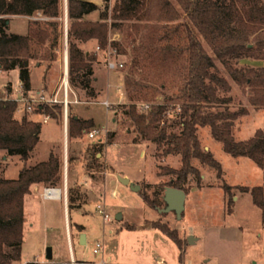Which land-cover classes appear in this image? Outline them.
<instances>
[{"label": "trees", "instance_id": "obj_1", "mask_svg": "<svg viewBox=\"0 0 264 264\" xmlns=\"http://www.w3.org/2000/svg\"><path fill=\"white\" fill-rule=\"evenodd\" d=\"M103 2L101 19L90 20L84 15L100 9L97 3L92 0H67L71 81L89 96H94L96 92L92 84L93 70L86 60L90 55L77 45V41L95 39L101 48L105 47L109 27L106 18L109 14L114 20L111 26L119 25L118 20H151L149 0H115L112 6H109L110 0ZM62 4L63 0H0V67L7 71L18 70L23 94L32 89L31 59L38 56L41 60L51 58L52 46L59 43L63 33ZM163 5L165 12L159 17L162 25L158 31L147 24L146 36L133 44L131 65L124 75L123 84L126 90L136 92L135 99L128 103L118 102L112 107L113 121L127 123V131L133 133L132 140H149L165 155H180L179 167H163L161 170L163 174H171L168 181L159 183L152 194L140 191L143 200L155 208L164 204L162 191L166 185L187 191L189 175H195L199 180L201 173L193 158L216 167L218 175H221V163L201 145L197 134L200 126H209L212 135L222 142L230 154L249 156L264 168V130L258 128L246 140L234 137V121L247 109L232 110L229 107L231 97L220 95V89L228 91L231 85L219 73L217 65V61L222 63L239 85L250 89L248 99L252 104L264 106V66L239 64L244 58L256 57L258 51L264 52V37L257 35L258 30H264V2L163 0ZM109 9L111 11L108 13ZM12 14L33 16L28 32L9 30V15ZM133 25L137 27L136 30L141 27L140 23ZM32 38L40 44L35 51L30 49ZM47 40H50L49 46ZM112 44L121 48L118 41L112 40ZM173 57L186 60L184 69L170 70L166 61ZM162 71H166L164 77L160 75ZM12 92L13 83L8 79L0 89V148L8 154L19 155L27 162L40 139L42 123L27 115L21 118L15 116L18 102ZM160 94L163 100L155 101V96ZM171 101L176 103L172 106ZM69 106L68 103V109ZM55 107L63 111L62 104L46 105L44 111L55 117ZM67 120L70 137H79L83 129L95 125L92 118L76 117L75 114L69 116V112ZM114 135L115 130H110L106 142H113ZM103 146V141L92 143L94 160L87 163V169H97L96 155ZM62 176V159L51 150L47 159L30 165L25 163L17 177H0V264H15L21 258L24 199L31 191V185L41 182L46 186H57ZM232 186L223 184L229 193L230 210L234 202ZM239 186L251 191L253 202L262 209L264 220L263 186ZM76 191L74 187L69 188L70 200L75 199ZM125 226L129 229L158 228L178 245L179 260H184L186 241L167 223L145 218L142 223L126 222Z\"/></svg>", "mask_w": 264, "mask_h": 264}, {"label": "rangeland", "instance_id": "obj_2", "mask_svg": "<svg viewBox=\"0 0 264 264\" xmlns=\"http://www.w3.org/2000/svg\"><path fill=\"white\" fill-rule=\"evenodd\" d=\"M115 0H110V5ZM264 2V0H261ZM63 8L67 6V0H63ZM104 8L102 2L100 9L92 11L84 15L86 19L99 20L100 10ZM110 8V7H109ZM149 17L151 20L144 19L136 20H118L119 25H110L112 16L106 18L109 23L108 27V41L105 47H100L97 40L89 39L87 41H77V45L90 56L86 58L93 70L92 84L95 88V95L89 96L86 92L76 87L71 81V58L70 46L68 37V20L64 14L62 28L63 33L59 39L58 45L52 46L53 56L41 60L39 56L31 59V74L34 84L45 82L47 80L48 87L51 89L61 85L62 77L65 71V55H67V72L69 78V94L70 100L69 109L67 106V113L69 116L75 113L80 114V117L92 118L95 122L94 126L82 130V135L77 138L82 149L89 153L90 160L93 159L91 145L95 141H103L104 146L101 150L102 155H96V168L94 175L101 176L105 168V161L112 166L113 169L118 170L119 173L128 174L131 177H142L144 181L141 183L139 190H133L134 195L142 198L140 191H146L152 194L158 187L159 183L169 180L170 173H162L163 167H179V154H163L162 149L154 142L149 140L134 141L132 140L133 133L127 131V123L121 121L114 122L112 119V107L118 102H132L136 97V92L131 89H125L124 84L121 86L123 96L118 90L121 81L120 72L124 75L127 73L131 65V57L133 54V47L135 43L141 41V37L146 36L148 25L158 29L162 25V20L159 18L165 12L163 0H149L148 4ZM111 10L109 9L108 13ZM65 12V11H64ZM30 19L33 16L25 15H9V30L20 33L28 32ZM61 22V20H60ZM133 23H140L141 27L137 29ZM257 35L264 37V30H258ZM254 34V33H253ZM143 35V36H142ZM112 40L118 41L121 48L114 46ZM46 43L50 45V40ZM113 46V47H112ZM40 48L33 38L30 41V49L35 51ZM111 62V65L109 64ZM170 70L184 69L186 60L180 58L167 59ZM122 63V65H120ZM249 64L255 67L264 66V52L258 51V55L244 58L239 64ZM40 65V67L38 66ZM220 68L219 73L227 78L230 82L231 88L228 91L220 89V95L230 96L231 101L229 107L232 110H238L242 107L247 109V112L239 115L233 125V135L237 140H246L250 138L258 128L264 130V106H256L248 99V94L251 92L248 87L239 85L227 72L226 68L217 61ZM117 72V73H116ZM111 75V77L109 76ZM166 71H162L163 77ZM96 76V78H95ZM12 80L13 92L12 96L19 99L22 95L18 86V70L11 71L4 70L0 67V83L2 85ZM43 80V81H42ZM40 86V84H39ZM55 89V90H56ZM54 90V91H55ZM51 92V90H50ZM39 93V92H37ZM48 93V92H47ZM133 93V95H132ZM52 94V93H51ZM62 92H60V95ZM120 98V100H119ZM163 95L155 96L154 100H163ZM78 100V101H77ZM108 100L111 104L107 107L104 101ZM176 103L171 101L170 104ZM60 104V103H56ZM22 103L19 102V108L16 109V117L21 118L26 115L22 111ZM55 119L60 122L57 123L55 119L43 123L42 115L32 114L27 115L29 118L42 122V135L40 141L37 143L34 154L27 160V165L36 161V157L46 158L48 148L51 143L56 142L54 151L62 157V137L64 138L61 129L66 125L68 134H70L69 123L66 117L63 119L64 111L57 107L53 109ZM66 122V124H65ZM96 128L97 133L94 137H89L88 132ZM176 128V127H175ZM115 130L114 141L106 142L110 130ZM201 145L205 150H210L214 157L221 163L222 173L219 176L216 167L206 164L198 158H193V163L198 167L201 176L199 180L195 175H189L187 180V197L186 208L182 212L181 217H177L173 211L161 212L154 206L147 203V216L149 219H160L167 223L171 228L177 230L178 235L186 241L185 245V264H264V220L262 209L253 202L251 191H245L239 185H247L253 187L262 185L264 189V168L259 166L252 158L246 155L234 156L227 152L221 141L217 140L211 132L209 126H200L197 130ZM54 140V141H53ZM69 140H72L69 135ZM58 142V143H57ZM80 146V147H81ZM87 150V151H86ZM100 156L101 159L99 158ZM1 160V157H0ZM5 164L0 161V177L13 178L18 176V170L25 165L24 160L17 154L4 160ZM5 166V167H4ZM4 167V168H3ZM92 169V168H91ZM162 173V174H161ZM200 183H198V181ZM60 180L59 184L61 185ZM79 181L84 188H88L87 202L84 203L86 208L92 212L88 213L93 216L94 224L90 229V236L88 241L82 245L74 242L76 258L97 260L99 255L95 254L92 249L96 239L106 242V248L109 250L111 245V237L113 234L108 232L110 227L117 225L114 209L106 207L102 198V183L92 181L88 178L84 171L81 172ZM147 183L151 185L147 186ZM227 183L232 186L233 204L232 210L229 209L228 199L229 193L224 189L223 184ZM94 185V187H92ZM198 189L191 191V186ZM94 188V189H90ZM102 188V189H101ZM164 191V190H163ZM162 191V192H163ZM164 201V200H163ZM104 207L105 211L111 216V222L103 219V214L98 210L97 204ZM165 204V202H164ZM164 204L162 206H164ZM62 200H51L38 197L35 193L25 197L24 215L25 223L23 229V244L21 250V258L15 264H71L68 254V242L66 236V213L63 209ZM160 206V207H162ZM44 211H50L47 215ZM165 213V214H163ZM68 214V213H67ZM69 214L71 221L80 217L86 220L87 217L80 216L77 208L70 206ZM86 214V215H88ZM54 231L48 233V229ZM124 233H131L127 230ZM144 233V232H141ZM193 235L195 241H190V235ZM115 235V234H114ZM80 239V238H79ZM47 240V242H46ZM97 241V240H96ZM152 242H145L143 244V251L163 254L166 264H181L178 259L180 250L178 245L168 236L160 241L159 244H151ZM48 246L52 248V258L46 257V249ZM158 248H157V247ZM157 248V249H154ZM106 249V250H107ZM123 250L124 257L119 256L115 259L120 263L123 259L125 261L140 260L132 250L138 251L134 243L130 240L119 246V251ZM142 255L140 251L137 253ZM156 254V253H155ZM141 258V256H139ZM66 262H63V261Z\"/></svg>", "mask_w": 264, "mask_h": 264}, {"label": "crops", "instance_id": "obj_3", "mask_svg": "<svg viewBox=\"0 0 264 264\" xmlns=\"http://www.w3.org/2000/svg\"><path fill=\"white\" fill-rule=\"evenodd\" d=\"M92 1L97 3L99 6H101V4L103 2V0H92ZM94 11H97V10H94ZM64 14L68 20L67 6H65V10L63 8L62 18H64ZM38 66L40 67V65H38ZM122 75H123V73L120 72L121 81L119 83V86H123ZM109 76L111 77L110 74H109ZM95 78H96V76H95ZM31 84H32V89L29 91L30 94L39 92V93H43L45 95H50L51 93L53 94L54 90L56 89V88L51 89L50 87H48L47 80L45 82L34 84L32 81V74H31ZM39 84H40V86H39ZM18 86L20 88V81L18 82ZM119 86H117L118 90H119ZM50 90H51V92H50ZM20 91H21V88H20ZM119 92H120L121 96L124 95V94H121L120 90H119ZM119 100H120V98H119ZM32 114L40 115L41 113L31 112L30 114L27 113L26 115H32ZM15 116H16V112H15ZM75 116L80 117L81 115L78 113H75ZM84 118H88V117H84ZM31 119H33V118L31 117ZM51 119H55V117L52 116L49 120H51ZM55 120L57 121V119H55ZM48 121H46V123ZM43 123H45V122H43ZM57 123L60 124L59 121H57ZM66 127H67L66 125H64V127H63V124H62L61 129L63 131L64 138L62 137V141H60L61 143L57 142L58 145L61 144V146H62V154H61L62 157H61V159H62V163H63V176H62L61 185L60 184L57 185V187L59 188V194L53 195L51 197L42 196V190L46 185H44L41 182H36V183H33L31 185V191L29 193H27L25 195V197L27 195H31V194L35 193L38 197L51 199V200H55V201L62 200V202H63L62 207L64 209V212L66 213L65 224H66L67 242H68V247H69V249H68V251H69L68 254L70 257L69 262L71 264H78V259L76 258V251H75L74 242H77L78 245H82V244L86 243L88 241V237L90 236V234H89L90 229H91L92 225L94 224L93 216L88 214L92 211L89 210L88 208H86V206L84 205V203L87 202L86 198H88V195H89L88 188H84L82 186V183L79 181V177L81 175V172L84 171V173L87 174L89 179H91L94 182H97V184L102 183L103 189L101 188L102 189L101 194H102L103 203H104L105 207H106V201L108 198L107 206L114 209L115 214L117 212H121L122 217H121V219H117V225L116 226L110 227L108 229V232L113 234V236L110 239L111 245H109V250L106 248L107 247L106 242L104 241V239H102L103 248L101 249L100 252L95 253L101 257H99L95 261L82 258V259H79V262L81 264H166L163 254H159L157 252H155L156 253L155 254L153 251L144 252L142 249L144 246L143 244H145V242H152L151 244H156V243L159 244L160 241L164 238V236H166L163 232H161L158 228H155V227L129 229L125 226L126 222L142 223L145 220V218H148V216H147L148 205L143 200V198L140 197V199H138L139 194L137 195V197H138L137 198L134 195L133 190L130 188V185L128 183H123L119 179V177L120 176L128 177L129 181L139 183L140 185H141L142 181H144V178H142V177L134 178V177L129 176L128 174L119 173L118 170L113 169L112 166L109 167V164L106 163V161H105L106 166L103 170L104 173H102L101 176L94 175L95 170L87 169V163L90 161L89 153L87 152V154H86L85 151H83V149H82L83 146H81L79 144L80 142L77 141L76 137H71L72 140H69V134H68ZM41 135H42V128H41V132H40V139H41ZM40 139H39V141H40ZM36 146H37V144H36ZM36 146H35L32 154H34V152H36L35 151ZM54 146H56V142L51 143V146H49L46 158L36 157L35 162L47 159L50 151L51 150L54 151ZM97 155H102V153H97ZM10 156H11V154H8L5 149L0 148V157H1L0 161H2L5 164L4 160L8 159ZM101 157L102 156H100L99 158L101 159ZM35 162H32L31 164H33ZM25 163L27 164V162H25ZM19 170H18V172H19ZM70 187H74L77 190L74 200L69 199V188ZM92 187H94V185H92ZM90 189H94V188H90ZM197 189H198L197 187H195L193 185L191 186V191L197 190ZM98 205H99V203L97 204V207H98ZM24 206H25V199H24ZM70 206L76 207L77 212L80 214V216H82V217L86 216L87 219L82 220V218L80 219V217H78V218H75L73 221H71L70 214H69ZM185 208H186V201H185ZM44 212L47 215H49L51 213L50 211H44ZM86 214H88V215H86ZM24 217H25V215H24ZM110 220H109V222H110ZM112 221L113 220H111V222ZM24 223H25V221H24ZM47 229H48V233L54 231L51 228H47ZM125 230H127L128 232H131V233H124L123 231H125ZM141 232H144V233H141ZM83 233L85 234V242L84 243L80 241L82 239L81 236ZM23 237H24V235H23ZM195 239L196 238L191 234L189 240L194 242ZM96 240H98V239H96ZM96 240H95V242H96ZM128 240L132 241L134 243V246L136 247V249L142 253V255H138L137 254L138 251L132 250L133 251L132 256L135 254L136 258H138L140 260H138V261L137 260L125 261L123 259L120 263H118L119 260L115 261V259H119V256H122V257L125 256L123 254L124 249L119 251V246L121 244L124 245L125 242H127ZM46 242H47V240H46ZM22 244H23V242H22ZM157 248L154 247V249H157ZM139 256H141V258H139ZM178 259H179V254H178ZM184 261H185V254H184V260L181 261V264H185ZM63 262H66V261L64 260ZM256 263H257L256 261L253 262V264H256ZM174 264H178V263H174Z\"/></svg>", "mask_w": 264, "mask_h": 264}, {"label": "built area", "instance_id": "obj_4", "mask_svg": "<svg viewBox=\"0 0 264 264\" xmlns=\"http://www.w3.org/2000/svg\"><path fill=\"white\" fill-rule=\"evenodd\" d=\"M109 64L111 65V62H109ZM120 65H122V63H120ZM69 85L70 84H69L68 72L65 69L64 75L62 77L61 85L57 87V89L54 91L53 94L45 95L43 93H33V94H30L29 92L26 94L22 93L19 99L14 97L18 102L17 108H19V102H21L22 103L21 109L22 111H24V113H27V112L41 113L43 117V122H46L52 116L50 113L44 111L45 106L46 105L53 106L56 103H60L62 104L63 111H64L63 119H65L66 121L67 106H68V103L70 102L68 98V94H69V88L71 86L69 87ZM0 89H3V85L1 83H0ZM121 89H122L121 86H119V90L121 91V94H123V91ZM60 92H62L61 96H59ZM104 103L106 104L107 107H109L111 104L108 100H105ZM96 133H97V129L94 128L88 132V135L89 137H94ZM57 190H59L57 186H45L42 190V196L51 197L53 195H58L59 192L57 193ZM98 210L103 214L105 220L111 219V216L108 214L107 211H105L104 207H101L100 204L98 205ZM102 248H103V241L97 240L94 243L92 251L94 253H98L101 251Z\"/></svg>", "mask_w": 264, "mask_h": 264}, {"label": "water", "instance_id": "obj_5", "mask_svg": "<svg viewBox=\"0 0 264 264\" xmlns=\"http://www.w3.org/2000/svg\"><path fill=\"white\" fill-rule=\"evenodd\" d=\"M119 179L123 183H128L132 190L137 191L141 187V185L139 183L129 181L128 177L120 176ZM186 196H187V193L183 188L171 186V185H166L164 187V191H163V195H162L165 204L162 207H157V209H158V211H161V212L173 211L177 217H181L182 212L185 209ZM121 217H122L121 212H117L115 214L116 219H121ZM81 238L82 239L80 241L84 243L85 242V234L84 233L82 234ZM46 257L47 258L52 257L51 246H48L46 249Z\"/></svg>", "mask_w": 264, "mask_h": 264}, {"label": "bare ground", "instance_id": "obj_6", "mask_svg": "<svg viewBox=\"0 0 264 264\" xmlns=\"http://www.w3.org/2000/svg\"><path fill=\"white\" fill-rule=\"evenodd\" d=\"M66 70H67V55H65V67H64ZM59 192V190H57V193Z\"/></svg>", "mask_w": 264, "mask_h": 264}]
</instances>
